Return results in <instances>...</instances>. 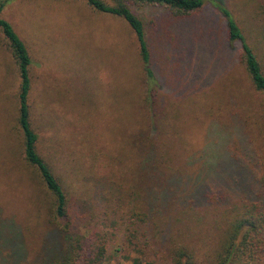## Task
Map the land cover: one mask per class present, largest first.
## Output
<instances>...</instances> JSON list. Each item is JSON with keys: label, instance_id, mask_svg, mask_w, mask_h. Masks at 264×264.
Masks as SVG:
<instances>
[{"label": "rangeland", "instance_id": "rangeland-1", "mask_svg": "<svg viewBox=\"0 0 264 264\" xmlns=\"http://www.w3.org/2000/svg\"><path fill=\"white\" fill-rule=\"evenodd\" d=\"M219 5L264 69V0H204L183 17L163 5L133 6L156 80L151 102L135 34L121 17L83 0H12L1 12L30 55L38 151L59 177L79 232L87 225L107 239L111 264H136L135 254L117 250L124 221L131 210H145L150 194L173 187V173L189 178L174 186L177 200L182 190L188 195L200 186L226 189L231 194L220 205L235 203L254 184L264 159V96L239 61L240 44L227 39ZM18 86L17 67L0 38V264H33L55 240L52 196L23 158ZM225 161L231 163L223 168L231 171L235 163L238 173L223 172L218 182L212 173L219 175L216 164ZM221 207L155 218L157 264H168L175 242L192 247L200 261L212 260L232 215L231 206Z\"/></svg>", "mask_w": 264, "mask_h": 264}, {"label": "trees", "instance_id": "trees-1", "mask_svg": "<svg viewBox=\"0 0 264 264\" xmlns=\"http://www.w3.org/2000/svg\"><path fill=\"white\" fill-rule=\"evenodd\" d=\"M12 0H0V38L9 51L17 67L19 76L18 86V114L17 124L22 135L23 158L26 163L38 172L45 189L51 194L52 200L48 206L49 223L53 225L54 242L47 251L44 245L33 264H111L114 254L108 250L107 239L99 232L82 226L83 233L78 230V219L71 212L70 200L67 198L59 177L51 164L38 151V133L31 120V59L27 47L15 32L12 25L1 16L3 8ZM92 9L98 12L112 14L124 19L135 34L138 44V53L145 75L147 86L146 102H151V89L156 80L151 64V55L145 38L144 25L140 17L133 10V6L163 5L174 15L183 17L198 10L204 0H83ZM214 4V0H212ZM217 5V4H216ZM219 13L225 18L227 39L229 42L240 44L239 61L244 66L253 89L264 96V69L254 48L248 43L241 28L235 22L231 13L224 6H218ZM214 151V149H212ZM262 160V159H261ZM259 162V172L252 174L254 184L249 189H242L241 199L220 205L227 194L226 189H217L214 192L198 186L191 189L188 195L182 190L179 200L176 198L174 186H181V181L189 182L183 173L176 172L168 178L173 187L161 188L160 195L150 194L145 200V210L133 209L124 221L121 235V245L117 250L126 252V256L135 254L134 262L139 264L142 257L146 264L160 263L154 241L153 221L165 212L195 211L198 209L211 210L231 206L232 215L228 218L227 226L222 231L213 259L206 263L200 261L192 247L186 243L175 242L169 247L168 264H264V159ZM229 161L216 164L212 173L216 181L226 176L238 173L235 163L230 170H226ZM221 164V166H220ZM258 166V164H257ZM227 178V177H226ZM218 181V182H219ZM211 193V196H210ZM237 194V193H235ZM234 195V194H233ZM235 196V195H234ZM162 202H158V199ZM194 203L198 205L194 206ZM231 204V205H230ZM1 236V235H0ZM19 253V249L14 250ZM127 258V257H126ZM116 264H121L119 261Z\"/></svg>", "mask_w": 264, "mask_h": 264}]
</instances>
